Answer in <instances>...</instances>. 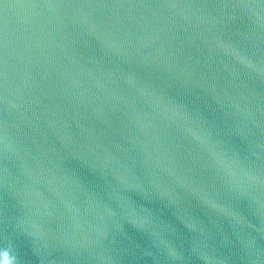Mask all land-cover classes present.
I'll use <instances>...</instances> for the list:
<instances>
[{
  "label": "water",
  "instance_id": "95a60500",
  "mask_svg": "<svg viewBox=\"0 0 264 264\" xmlns=\"http://www.w3.org/2000/svg\"><path fill=\"white\" fill-rule=\"evenodd\" d=\"M0 264H264V0H0Z\"/></svg>",
  "mask_w": 264,
  "mask_h": 264
}]
</instances>
